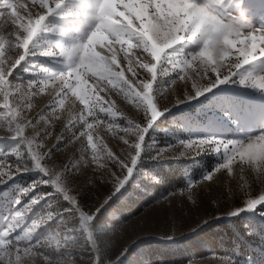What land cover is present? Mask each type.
Wrapping results in <instances>:
<instances>
[{"label": "rangeland", "instance_id": "374dc122", "mask_svg": "<svg viewBox=\"0 0 264 264\" xmlns=\"http://www.w3.org/2000/svg\"><path fill=\"white\" fill-rule=\"evenodd\" d=\"M82 1L65 0L60 10L47 16L30 46L29 54L11 72L9 80L12 84L39 82L67 70L71 61L62 56L41 53L83 43L88 37L85 46L80 49L76 68L65 77L64 86L71 82L72 95L89 108L90 104L82 97L101 99L89 77L96 78L98 83L107 80L109 87H119L111 77L124 79V76L116 73L113 65L118 62L120 68H125L120 57L123 54L131 56L135 51L131 41L108 25H126L140 31L148 41L147 50L153 59L166 47L181 42L169 55L183 58L199 47L195 59L210 66H225L240 57L245 60L251 58L259 47L251 29H254L256 37L264 32V0H242L244 12L240 13L235 9L241 0H198L200 3H212L213 11L194 4L193 0H95L98 5L96 14L103 24H97L87 6L83 9L84 13L81 11L79 6ZM12 14L17 15L15 10ZM157 19L165 26L160 29L158 38L153 34ZM245 20L248 23L242 25ZM31 22L22 24V30H29ZM137 23L139 29H136ZM53 28L58 31L53 32ZM7 30L4 27L5 34ZM186 34L187 39L196 38L197 42L183 41ZM4 47L5 44L0 43V56L4 54ZM56 57L59 59L56 60ZM70 57L71 54L69 60ZM89 58H94L95 62ZM48 62L51 67L46 68ZM142 66L152 72L154 79L157 64ZM134 67L130 64L129 70ZM192 67L189 64V68ZM157 71L154 92H159L174 79V74L160 76L159 65ZM249 74L253 77L264 75V58L258 57L243 66L225 83H216L210 86V90H202L200 95L168 105V110L149 128L144 142L146 147L142 149L136 170L125 189L113 197L98 217L96 211L103 207L111 187L110 170L97 168L93 172L91 168H84L82 174L77 175L73 186L80 192L82 205L76 209L78 218L66 211L68 203L58 196H48L30 206L33 197L53 189L40 184L32 187L34 181L46 177L35 169L34 160L26 161L35 170L22 172L0 183V264H189V261L196 264H222L223 261H230V264H264V202L252 209L244 206L236 215H217L196 231H190L197 219L214 210V206L208 208V205L212 198L220 197L226 175L218 173L214 182L197 183L193 189L197 200L195 205L184 189L189 182H200L206 174L224 163L223 151L154 158L159 150L181 141L245 142L264 134V90L252 87L250 82H239L242 75ZM131 75L130 72L125 73L126 77ZM4 84L6 81L0 76V85ZM53 87L55 84L49 83L48 88ZM182 88V82L178 81L177 91ZM133 93L140 95L135 89ZM113 96L116 106L125 114L135 120L142 118L132 104L114 93ZM144 102L154 111L150 98ZM48 103L46 93L38 96L31 115L34 116ZM161 104H168V98L163 99ZM77 107L82 106L77 104ZM59 108L58 130L64 120L74 118V102L65 99L60 102ZM18 115L19 112L7 102V98L4 102L0 100V136H4L0 138V162L16 163L18 158L14 153L22 151L21 141L7 136V125L11 124H15L13 131L16 135H24L23 125L17 123ZM88 119L93 122L91 116ZM117 119H120L119 115ZM96 131L99 139L114 152L125 148L104 126H99ZM89 144L93 146L91 138ZM79 148V141L69 145L57 153L55 163L65 164L70 157H78ZM99 158L104 159L102 156ZM104 163H107L106 159ZM163 170H167V176L161 174ZM156 182H161L157 192L152 188ZM233 203L239 205L240 201L237 199ZM28 206L31 211L26 215H17ZM46 211L59 215L49 223L42 221L46 224L37 231L35 227L30 228L31 223ZM168 236L173 238H164ZM17 241L20 243L17 244Z\"/></svg>", "mask_w": 264, "mask_h": 264}, {"label": "snow or ice", "instance_id": "6c2138e0", "mask_svg": "<svg viewBox=\"0 0 264 264\" xmlns=\"http://www.w3.org/2000/svg\"><path fill=\"white\" fill-rule=\"evenodd\" d=\"M86 3L90 14L97 20V24H103L96 14L98 5L95 0H86ZM193 3L204 6L209 11L214 10L212 3H200L198 0H193ZM64 4L65 0H0V21L3 22L0 24V43L5 44L4 54L0 56V76L6 81V84L0 85V100L4 102L5 98H7V102L17 109L19 112L17 123L22 124L24 127V135L19 136L13 131L15 124L7 125V136L19 139L23 148L22 151L17 150L14 153L18 158L16 163L0 162V183H4L7 179L22 172L38 169L43 174V177L46 178H39L34 181L32 187L35 188L37 184H40L51 187L53 191L33 197L29 202L30 206H34L41 199H45L48 196H58L68 203L69 207L66 211L76 214L79 218V213L76 212V209L81 208L82 205L80 192L73 186L75 178L78 174H82V169L84 168H91L93 172L97 168H105L110 170L111 187L105 196L103 207L98 208L96 211V216L98 217L101 215L102 210L109 205L113 197L125 189L136 170L135 166L138 163L142 149L146 147L144 142L149 128L164 111L168 110V105L179 103L188 97L200 95L202 90H210V86L216 83H225L228 77L235 74L243 66L250 64L258 57L264 58V32L256 37L254 29H251L253 38L259 41V47L253 52L251 58L245 60L240 57L225 66H210L201 64L198 59H195L199 47L183 58L169 55L174 47L181 44V42L166 47L153 59V56L147 50L149 48L148 41L144 39L140 31L133 30L126 25L120 27L108 25L113 31L122 35L126 40L131 41L135 45L133 48L135 51H132L131 56L123 54L120 57L121 62L126 65L125 68H120L118 62L113 65L115 72L122 73L124 76V79H120L119 76L111 77L117 82L119 87L112 88L109 87L107 80L98 83L96 78L89 77L92 80V84L96 86V92L101 99L82 97L90 104V107L86 108L84 104L80 103L79 99L72 95V83L69 82V85L65 87L64 81L67 74L76 68L79 62L80 49L85 46L88 37L83 43L41 53L43 55L62 56L66 61H71L67 70L59 74H52L47 79L39 82L12 84L9 80L11 72L29 54L30 46H32L34 38L44 26L47 16L60 10ZM243 7L241 0V3L236 5V12H244ZM14 10L17 15L12 14ZM29 21H33L34 25L27 31L22 30L21 25ZM4 27L8 29L6 34L3 31ZM162 27L165 26L157 19L153 33L157 38ZM139 28L140 25L137 23L136 29ZM52 31L55 32L58 29L53 28ZM64 35H68V32H64ZM183 41L197 42V39L189 40L186 34ZM12 53H15V55H12ZM112 54L114 53H105V55ZM89 59L93 63L95 62L94 58ZM130 64L135 65L132 70H129ZM152 64H157V67L159 65L160 76L174 74V79H172L171 83L159 92H154V83L158 79L157 67L156 75L153 79L152 72L147 67L142 66H150ZM189 64H192L193 67L189 68ZM118 68L120 70H117ZM126 72H130L132 75L126 77ZM178 81L182 82L183 85L181 91H177ZM239 82L241 84L250 82L252 87L264 90V75L255 77L251 74L248 76L242 75ZM49 83H54L55 87L49 89ZM146 87L148 91H146ZM134 89L140 95L134 94ZM44 93L49 96L48 105L36 111L34 116L31 115L33 108L36 107L35 99ZM113 93L115 96L121 97L132 104L142 118L135 120L118 108ZM156 97H159V99ZM148 98L151 99L154 111L150 110L149 105L144 102ZM165 98H168V104H161V101ZM65 99H71L74 102V118L70 117L68 120H64L58 130L56 121L60 117L59 105ZM77 104L82 107H77ZM2 109L4 110V108ZM89 113L91 114L89 115ZM118 115L120 119H117ZM89 116L92 118V123L89 122ZM121 120L123 123H121ZM101 125L112 132L125 146L121 152H114L103 140L99 139L96 130ZM2 137L4 136H0V138ZM90 138L93 141V146L89 144ZM77 141L80 142L79 156L70 157L67 163L57 165L54 161L57 153H61L69 145ZM204 151H215L218 153L223 151L225 162L206 174L200 182H189L184 189L188 199L194 205L197 204L193 194V189L197 186V183L214 182L218 173H224L226 180L220 197L212 198L208 205V208H213L214 206V210L211 213L206 212L204 216L197 219L190 227V231H196L217 215H236L244 206L252 209L257 204L264 202V134L245 142L220 140L181 141L176 145H170L159 150L154 158L165 159L185 155H199ZM100 156L107 160L106 164L104 159L99 158ZM29 159L35 161V169L27 165L26 161ZM149 179L156 180L155 177H149ZM233 184L235 187H233ZM174 194L171 193V195ZM237 199L240 201L239 205L233 203ZM30 206L25 207L24 212L17 213V215H26L31 211ZM57 215L59 213L46 211L31 223L30 228L35 227V231H37ZM44 220H46V223H42ZM164 238L172 239L173 236ZM19 243L17 241V244ZM126 252L127 250L124 254ZM189 264H196V262L189 261ZM222 264H230V261H223Z\"/></svg>", "mask_w": 264, "mask_h": 264}, {"label": "bare ground", "instance_id": "6f19581e", "mask_svg": "<svg viewBox=\"0 0 264 264\" xmlns=\"http://www.w3.org/2000/svg\"><path fill=\"white\" fill-rule=\"evenodd\" d=\"M80 3H81V5H80L79 7H80L81 11L84 13L85 10H83V9H84V7L87 6L86 0H84V1H82V2H80ZM74 12L78 13L77 10H75ZM33 25H34V22L32 21V22H31V27H32ZM31 27H30V28H31ZM183 47H184V46H183ZM183 50H185V48H183ZM57 58H58V57H56L55 59L58 60L59 58H58V59H57ZM54 62H57V61H54ZM49 65H50V63L48 62V63L45 65L46 68L51 67V65H50V66H49Z\"/></svg>", "mask_w": 264, "mask_h": 264}, {"label": "trees", "instance_id": "16d2710c", "mask_svg": "<svg viewBox=\"0 0 264 264\" xmlns=\"http://www.w3.org/2000/svg\"><path fill=\"white\" fill-rule=\"evenodd\" d=\"M161 174L162 175H164V176H167V170H163V171H161ZM159 183H161V182H156L153 186H152V188H153V191H155V192H157L158 190H159ZM150 196H152V194L150 195Z\"/></svg>", "mask_w": 264, "mask_h": 264}, {"label": "clouds", "instance_id": "9594fccd", "mask_svg": "<svg viewBox=\"0 0 264 264\" xmlns=\"http://www.w3.org/2000/svg\"><path fill=\"white\" fill-rule=\"evenodd\" d=\"M201 22H203V20H202ZM245 23H248V21H247V20L243 21V22H242V25L245 24ZM229 26H231V25L229 24ZM221 35H222V34H220V35L217 36V40H218V41H219V39L221 38Z\"/></svg>", "mask_w": 264, "mask_h": 264}]
</instances>
